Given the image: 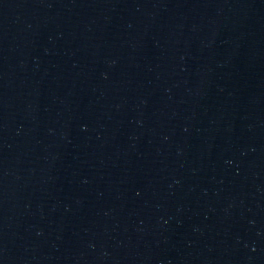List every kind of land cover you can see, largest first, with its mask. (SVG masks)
<instances>
[{
  "label": "water",
  "instance_id": "obj_1",
  "mask_svg": "<svg viewBox=\"0 0 264 264\" xmlns=\"http://www.w3.org/2000/svg\"><path fill=\"white\" fill-rule=\"evenodd\" d=\"M0 264H264V0H0Z\"/></svg>",
  "mask_w": 264,
  "mask_h": 264
}]
</instances>
